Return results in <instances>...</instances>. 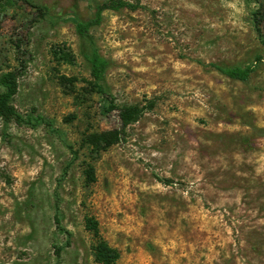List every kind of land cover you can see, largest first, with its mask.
Segmentation results:
<instances>
[{"label":"rangeland","instance_id":"obj_1","mask_svg":"<svg viewBox=\"0 0 264 264\" xmlns=\"http://www.w3.org/2000/svg\"><path fill=\"white\" fill-rule=\"evenodd\" d=\"M31 1L48 13L0 0V93L18 69L24 121L0 118V264H100L90 218L114 264H264L254 0H122L134 8L105 10L90 38L72 21L108 0ZM246 66L245 82L216 70Z\"/></svg>","mask_w":264,"mask_h":264},{"label":"trees","instance_id":"obj_2","mask_svg":"<svg viewBox=\"0 0 264 264\" xmlns=\"http://www.w3.org/2000/svg\"><path fill=\"white\" fill-rule=\"evenodd\" d=\"M21 1L34 9L40 15H46L48 13V9L45 6L36 5L31 0ZM254 2L257 4V7L251 15V21L255 33L258 37H261L264 29V0H254ZM121 8L133 9L134 6L129 5L122 0H108L92 6L94 13L91 18H89L87 21H72L75 25L77 35L90 38L88 33L89 29L100 24L102 13L105 10L116 11ZM88 61L90 63V76L94 80L96 88L101 90L107 63L95 50L92 51ZM216 70L227 78L240 82L247 81L252 72V68L249 66L244 68H216ZM20 74L21 73L18 69L4 74L1 78L3 90L0 93V118L7 121L12 120L18 124L24 121L20 114L17 113L11 102L17 93L18 78ZM137 119L138 113L135 111L130 112L124 118L123 124L124 126H127L128 124L137 121ZM84 173L86 183L91 184L95 182L94 168L91 165L86 166ZM85 228L86 230L90 231L93 237L97 240L92 249L95 261L100 264H114L119 258V253L116 249L111 248L101 238L97 222L91 218L87 219L85 222ZM59 253L60 249H57L56 256H59Z\"/></svg>","mask_w":264,"mask_h":264}]
</instances>
